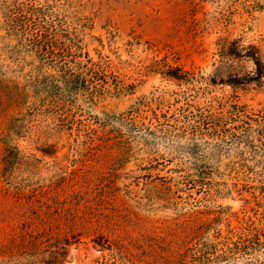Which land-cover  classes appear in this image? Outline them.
Segmentation results:
<instances>
[{
  "label": "rangeland",
  "instance_id": "rangeland-1",
  "mask_svg": "<svg viewBox=\"0 0 264 264\" xmlns=\"http://www.w3.org/2000/svg\"><path fill=\"white\" fill-rule=\"evenodd\" d=\"M247 51L264 66V0H0V247L52 227L55 264H199L262 223Z\"/></svg>",
  "mask_w": 264,
  "mask_h": 264
},
{
  "label": "trees",
  "instance_id": "trees-1",
  "mask_svg": "<svg viewBox=\"0 0 264 264\" xmlns=\"http://www.w3.org/2000/svg\"><path fill=\"white\" fill-rule=\"evenodd\" d=\"M225 54L240 55L230 49ZM245 55L253 57L262 74L264 66L256 52L247 51ZM168 74L183 77L180 67L169 69ZM262 223L252 222L244 230L223 235L216 234L215 239L205 240L194 247L191 255L199 264H264V219ZM70 241L52 227L34 232L25 227L16 230L10 241L0 247V264H55L61 260L60 248H65ZM2 249H6L2 252Z\"/></svg>",
  "mask_w": 264,
  "mask_h": 264
}]
</instances>
